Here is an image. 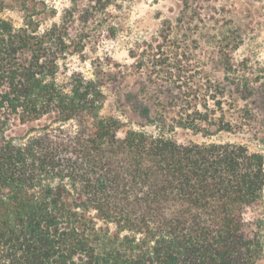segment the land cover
Masks as SVG:
<instances>
[{
  "label": "trees",
  "instance_id": "obj_1",
  "mask_svg": "<svg viewBox=\"0 0 264 264\" xmlns=\"http://www.w3.org/2000/svg\"><path fill=\"white\" fill-rule=\"evenodd\" d=\"M81 1L0 0V264H264V153L222 136L264 145V82L147 45L106 114L115 74L69 61L112 0Z\"/></svg>",
  "mask_w": 264,
  "mask_h": 264
},
{
  "label": "rangeland",
  "instance_id": "obj_2",
  "mask_svg": "<svg viewBox=\"0 0 264 264\" xmlns=\"http://www.w3.org/2000/svg\"><path fill=\"white\" fill-rule=\"evenodd\" d=\"M51 3L58 14L47 25L60 23L62 11L72 6L70 0ZM9 15L16 26H21L20 15ZM95 20L85 51L74 55L69 65L87 78L94 77L96 67L115 74L116 79L107 85L109 104L105 113L123 121L130 111L116 102L117 91L123 95L125 91L138 90L140 80L132 53L141 55L147 45L163 43L178 65L190 66L196 72V82L224 78L216 63L220 53L232 56L241 78L260 77L264 82V0H112L107 9L97 10ZM228 101L227 106L231 103L234 108L237 103L242 107L232 97ZM222 136L264 153V145L246 135Z\"/></svg>",
  "mask_w": 264,
  "mask_h": 264
}]
</instances>
